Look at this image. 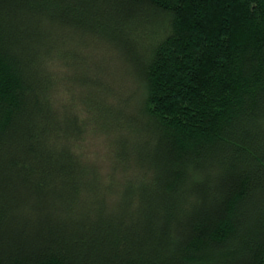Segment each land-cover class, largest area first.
<instances>
[{"label":"trees","instance_id":"1","mask_svg":"<svg viewBox=\"0 0 264 264\" xmlns=\"http://www.w3.org/2000/svg\"><path fill=\"white\" fill-rule=\"evenodd\" d=\"M0 264H264V0H0Z\"/></svg>","mask_w":264,"mask_h":264},{"label":"rangeland","instance_id":"2","mask_svg":"<svg viewBox=\"0 0 264 264\" xmlns=\"http://www.w3.org/2000/svg\"><path fill=\"white\" fill-rule=\"evenodd\" d=\"M93 59H94V58H93ZM95 59H96V61L100 62L101 65H103L105 68H107L108 73H110L111 70H113V68H116V64H114L113 60H112L111 57L108 56V55H105V54H99V55L96 56ZM109 70H110V71H109ZM92 72H94V71L92 70ZM129 81H130V80H129ZM129 81H128V79L125 80V82L128 83V86H129V88H130V86H131V82H129ZM124 89H126V88H124ZM130 89H132V88H130ZM134 90H135V88L132 89V91H134ZM126 91L130 92V91L127 90V89H126Z\"/></svg>","mask_w":264,"mask_h":264}]
</instances>
